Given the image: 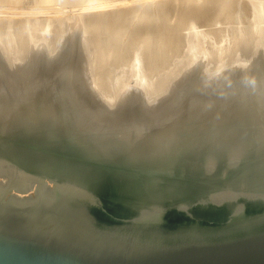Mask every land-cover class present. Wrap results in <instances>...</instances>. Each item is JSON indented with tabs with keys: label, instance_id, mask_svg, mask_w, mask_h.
Wrapping results in <instances>:
<instances>
[{
	"label": "water",
	"instance_id": "obj_1",
	"mask_svg": "<svg viewBox=\"0 0 264 264\" xmlns=\"http://www.w3.org/2000/svg\"><path fill=\"white\" fill-rule=\"evenodd\" d=\"M213 125L188 122L162 147L92 141L56 123L0 129V161L15 171L0 175V264H264V188L253 182L264 166L261 125L229 121L218 133ZM89 162L162 186L115 195ZM245 179L259 189L239 193ZM228 190L239 196L212 199ZM152 196L160 200L146 202Z\"/></svg>",
	"mask_w": 264,
	"mask_h": 264
},
{
	"label": "bare ground",
	"instance_id": "obj_2",
	"mask_svg": "<svg viewBox=\"0 0 264 264\" xmlns=\"http://www.w3.org/2000/svg\"><path fill=\"white\" fill-rule=\"evenodd\" d=\"M48 1V0H46ZM45 1V2H46ZM68 1V4L64 3V5L66 4L67 8H66V11L63 12L65 13V15H67L68 17V23H69V27H68V32L70 34V36H68L67 40H65V49L63 51V54H61L59 57L57 56H53V58H50L49 60H53V61H57L55 62L57 65H61L54 69V72L51 74H48V73H44L43 76L37 74V75H34V72L31 71V70H34V68L32 67H29L28 69H25L22 67L24 66V62H21V58L17 55V52L14 54L15 55H12V58L11 56H9V62L8 60L6 62H8L9 64L11 63V68L7 67L2 59H1V56H0V129L6 127L7 125L9 124H12V123H16V121H18L19 123H22V126H23V129L26 130V131H31V130H34V129H37V130H41L42 128L44 127H48V125H52L53 123H56L58 124V126H60V128L64 131L67 132V135H72V134H68V126L69 125H72V127L70 129H75L76 131H80L82 133H84L85 135H87L89 137V139L91 138L92 141L93 138L96 139V140H120V139H125V141H128V140H135L137 145L139 146L140 144L143 145V144H146L147 143H155V145L160 146L162 147L164 144L161 143L160 141L161 140H169L170 138H173V140L175 138L178 137L179 139V135H181V133L185 132V131H182L183 128H184V125L188 122H190L191 124L194 125V127H196L198 124H202V123H212L214 124L212 128H215V133H218L220 131V127L219 126H222L223 124H229V121H235L237 123H240L241 121H247L248 124L249 123H253L254 122H258L260 123V130L259 132L257 133L258 134V137L259 139L258 140H264V20H262V17L264 16H261L260 13V19L261 21H259V15L256 16V21H259L258 25L256 26V21L254 20V25L255 27L253 29H250V31L248 30V32H246L244 34V36H241L239 38H237L236 40L237 41H241V42H246V45H247V48L248 50H250L246 55V59H241L240 56H236L238 57L236 59V57H233L234 59V62H227L226 65L227 66H223L222 68H219L218 70L217 69H208V65L205 64V61L207 59H209V57H211L212 54H209V53H204V56L201 60V58L199 57V59L196 61H194L192 63V65H190L186 70L183 71V76L186 75L185 77L188 79V82L186 83V85H184V88L182 90V93H177L176 94V97L175 99L172 100V102L170 101L171 99H169V95H167V97L165 96L166 94V90L164 91H155L154 88H153V91H151V88L149 90V87H148V90L146 89V94L143 92L142 94L140 93H137L136 90V87L139 86V85H135V86H131V82L128 81V83H131V84H127V86H124V88H122V93H120V96L119 98L116 97L113 102H109V103H106L108 101V98H105L107 101L106 102H103L104 101V98H103V103L102 102H99L101 100L98 101V97L100 96H97V89L95 88V85H94V82L95 80H93V77H91V74L92 71L94 69H90L89 67V59L87 58V54H84L83 51H85V48L88 46V39H86V30H85V27L88 25H90L91 23H93L92 25H94L95 22H97L98 20H96L99 16L101 17V14H98V10L102 9L101 7V3H100V0L97 1V6L99 4L100 6V9L98 8H94V9H97V10H94V14L95 12L97 13V16L96 19L95 18H92L95 20L94 21H89L91 22L90 24L88 23V20H90V17L88 18V14L86 16V13H83L82 15H84V18H88L85 20L87 22H85L87 25L86 26H83V22L80 18V14L83 12L80 11V8L84 7L83 9H85V5L86 3L84 4L85 0H83V3L81 1L80 3V8H78L77 4H79L78 1L76 0H66ZM76 1V3H75ZM102 1V0H101ZM105 1V0H104ZM103 1V3H105ZM127 1V0H126ZM210 1V0H209ZM208 0H206V2H209ZM214 1V0H213ZM213 1L211 2L212 4H210V2L207 4V6H212L213 4ZM216 1V0H215ZM218 1V0H217ZM221 1V0H220ZM230 1V0H229ZM227 0H224V2H226L225 4H227L229 2ZM244 1H248V0H244ZM256 1V0H255ZM44 2V1H43ZM42 2V3H43ZM58 2V1H57ZM56 2V3H57ZM78 2V3H77ZM87 2V1H86ZM107 2V1H106ZM109 2V1H108ZM112 2V1H111ZM128 2V1H127ZM158 2V1H157ZM189 2V1H188ZM196 2V1H195ZM201 2V1H200ZM206 2L204 1V5L205 6H199L200 8H204V11L203 9H200L198 8V13L197 14H201V17L204 16L205 14V7L208 8L206 6ZM223 2V1H222ZM220 2L222 5L221 6H225L223 5V3ZM246 2L243 4L245 5L244 6V9L245 7L247 6ZM249 4L251 2V0L248 1ZM247 2V3H248ZM258 2V1H257ZM262 2V1H261ZM87 3H90V0H88ZM115 2L113 1V4L112 5H115L114 4ZM122 5H124L123 2H121ZM119 2V5L121 4ZM203 3V1H202ZM253 3V2H252ZM251 3V4H252ZM152 4V3H151ZM159 4V3H158ZM196 4V3H195ZM194 4V5H195ZM246 7V10H249L248 7H251V5H249ZM263 4V3H262ZM44 5V4H43ZM47 5V3H46ZM44 5V6H46ZM57 5V4H56ZM81 5H83L81 7ZM111 5V4H109ZM108 5V6H109ZM111 5V6H112ZM121 5V6H122ZM136 5V4H135ZM172 5V4H171ZM216 5V4H215ZM241 5V6H243ZM254 5V3L252 4ZM258 5V4H257ZM261 5V4H260ZM1 6V5H0ZM107 5H105L106 7ZM126 6V5H125ZM137 6V5H136ZM145 6V5H144ZM152 6V5H150ZM198 6V5H197ZM218 7V5H216ZM241 6H237L239 9ZM256 6V5H255ZM86 7H90V6H87ZM116 7V6H115ZM130 7V6H129ZM153 7V6H152ZM193 7V6H192ZM195 7V6H194ZM214 7V6H213ZM261 7V6H260ZM61 8V7H60ZM92 8V7H91ZM91 8H86L85 10L89 12V10H91ZM160 8V7H159ZM158 8V9H159ZM168 8V7H167ZM216 8V7H215ZM253 8V7H252ZM252 8H250V12L252 10ZM259 8V6H258ZM88 9V10H87ZM157 9V8H156ZM213 10V8L209 7V10ZM222 9V8H220ZM219 9V10H220ZM237 8H235L236 10ZM257 9V6L254 7V10ZM262 9V8H261ZM33 10V9H32ZM63 10V7L62 9ZM134 10V9H133ZM132 10V11H133ZM179 10V9H178ZM184 10V9H183ZM182 10V11H183ZM194 10V9H193ZM193 10H191L192 12L190 11H187V12H190L191 15H192V21L194 20L193 18L196 17H193L194 14H196L197 12V9H195L196 11L193 13ZM212 10L209 12V14L207 13L206 16L202 17V20L203 18L207 17L208 15H211L210 13L212 12ZM238 10V9H237ZM236 10V11H237ZM245 10V12H246ZM35 10H33L34 12ZM56 12H54V14H56L57 16L59 14H61L60 12H58L59 10L57 9V6L55 8ZM85 11V12H86ZM103 13H102V16L103 14H105L104 10H102ZM117 11V10H116ZM129 11V10H128ZM138 11V10H137ZM148 11V9H147ZM201 11V12H200ZM206 11V12H207ZM216 11V10H215ZM231 11V12H230ZM230 11L226 12L227 14L224 15L225 17H227L228 15H230V20L232 19H235V18H232L234 14H232L234 12V9L232 11V9H230ZM239 11H243L242 9H240ZM262 11V10H260ZM59 14H58V13ZM99 12V13H100ZM111 12V10H110ZM120 12V11H119ZM134 12V11H133ZM152 12V11H151ZM184 12V11H183ZM203 12V13H202ZM214 12V11H213ZM220 12V11H219ZM244 12V11H243ZM242 14H247L246 17H249L252 15H249V12L247 13H243ZM255 12V11H254ZM107 13V12H106ZM112 13V12H111ZM115 13V12H114ZM127 13V12H126ZM124 13V14H126ZM136 13V12H135ZM148 13V12H147ZM186 13V12H185ZM189 13V14H190ZM193 13V14H192ZM221 13V12H220ZM230 13V14H229ZM264 13V12H262ZM92 14V13H91ZM117 14V13H115ZM122 14V13H121ZM121 14H120V17H121ZM143 14V12H142ZM151 14V13H150ZM159 14V13H158ZM183 14V13H182ZM187 14V13H186ZM187 14V15H189ZM213 14V13H212ZM219 14L218 12H216L215 16ZM232 14V15H231ZM238 14V13H237ZM239 17L242 18L241 16V13H239ZM258 14V13H257ZM40 15V14H39ZM81 15V16H82ZM112 16V14H110ZM118 15V14H117ZM127 15L129 16H132L130 14L127 13ZM134 15V14H133ZM141 15V14H140ZM150 18L151 16L153 17V15H149L147 14ZM181 15V13H180ZM214 15V14H213ZM220 15V14H219ZM218 15V17H219ZM54 16V15H53ZM90 16H94L93 14L90 15ZM94 16V17H95ZM114 16V14H113ZM125 16V15H124ZM128 16V19L131 20V18H129ZM142 16V15H141ZM183 16V15H182ZM185 14H184V19L186 18H190L189 20H191V16L190 17H186L185 18ZM212 16V15H211ZM210 16V17H211ZM223 15H221L222 17ZM232 16V17H231ZM236 16V14L234 15V17ZM49 17V16H48ZM52 17V16H51ZM83 17V16H82ZM117 17V16H116ZM127 17V16H126ZM125 17V18H126ZM143 17H146L145 13L143 15ZM148 17V19H149ZM199 17V18H197ZM196 20L197 22H195V20L193 22H188V19L185 24H187V26H185L184 22H182L184 19L182 17V21L181 19H179L184 25L182 26V23H180V25L185 28L183 29L184 31L187 30L186 27L189 29H192L193 27L191 25H195L197 26V23L199 22V19L200 16H197ZM217 17V16H216ZM215 17V18H216ZM229 17V16H228ZM239 17L237 18L236 16V19L238 20ZM245 17V16H244ZM50 18V17H49ZM58 18V17H57ZM65 18V17H64ZM107 18V16H106ZM119 18V17H118ZM134 17H132L133 19ZM147 18V17H146ZM161 18V17H160ZM209 18V17H208ZM252 18V17H251ZM45 19V18H43ZM61 19V18H60ZM91 19V20H92ZM100 20V18H98ZM103 19V18H102ZM116 19V18H115ZM121 19V18H120ZM123 19V18H122ZM140 20H142L140 17H139ZM139 19L137 22H139ZM148 19L146 20L145 18L143 20H146L144 21L145 22H148ZM165 19V18H164ZM178 19V18H177ZM214 19V18H212ZM211 19V20H212ZM217 19V18H216ZM215 19V21H216ZM227 19V18H225ZM229 19V18H228ZM227 19V20H228ZM235 19V21H236ZM247 19V18H246ZM253 19V18H252ZM251 19V20H252ZM264 19V18H263ZM46 20V19H45ZM52 20V19H51ZM105 20V18H104ZM118 20V19H117ZM135 20H136V16H135ZM150 20V19H149ZM185 20V21H186ZM206 20V18L204 19ZM220 20V19H217V21ZM242 20H245V19H242ZM50 21V20H49ZM56 21V20H55ZM54 21V22H55ZM101 21L100 20V25L101 24ZM107 21V20H106ZM115 21V20H114ZM113 21V22H114ZM123 22H126V24H124L125 26L127 24H130L128 22L130 21H126L125 20H122ZM133 21V20H132ZM161 21V20H160ZM207 23L208 21L210 20H206ZM226 21V20H225ZM42 22H45V21H42ZM47 22V20H46ZM57 22V21H56ZM99 22H97V28H96V25H95V28L93 27V30H98V27H99ZM105 22V21H104ZM112 22V20H111ZM116 22V21H115ZM119 23V21H117ZM122 22V23H123ZM151 22V21H150ZM157 22V21H156ZM195 22V23H194ZM201 22H205V21H200ZM214 21H212V24H213ZM232 22L234 23V21L232 20ZM62 23V22H61ZM108 23V22H106ZM118 23L116 25H118ZM121 23V22H120ZM133 23V22H132ZM131 23V24H132ZM141 23V21H140ZM139 23V24H140ZM176 23V22H175ZM176 23V24H178ZM189 23H194V24H190V26L188 25ZM231 23V21L229 22ZM244 23V22H243ZM245 23L246 20H245ZM244 23V24H245ZM250 23V22H249ZM114 24L113 27H111L112 25L110 24V22L107 24L109 25L108 27V33H111V29L115 31V33H117V28H116V25ZM143 24V23H142ZM167 24V23H166ZM169 24V23H168ZM171 24V23H170ZM174 24V23H173ZM202 24V23H201ZM201 24H199L201 26ZM215 24H217L215 22ZM232 24V23H231ZM252 24V22H251ZM49 25V24H47ZM56 25V24H54ZM65 25V24H64ZM105 26V24H103ZM106 25V26H107ZM121 24L118 25V27L120 26ZM123 25V26H124ZM136 25V24H134ZM141 25V24H140ZM151 25V24H150ZM155 25V23H154ZM207 25V24H206ZM221 25H224V24H221ZM242 25V24H241ZM240 25V26H241ZM44 26V25H43ZM46 26V25H45ZM62 26V25H61ZM105 26V27H106ZM122 26V25H121ZM120 26V27H121ZM170 26V25H169ZM175 26V25H174ZM185 26V27H184ZM194 26V27H196ZM226 27L227 26V21H226V24H225ZM55 27V26H54ZM102 27V26H101ZM111 27V29H110ZM142 27V26H141ZM140 27V28H141ZM146 27H152V26H146ZM146 27H143L141 30H145ZM168 27V26H167ZM171 27V26H170ZM173 27V26H172ZM180 27V26H179ZM180 27V30L181 28ZM222 27V26H221ZM224 27V26H223ZM229 27H231V25L229 24ZM234 28H236V26H233ZM232 27V28H233ZM244 27V26H243ZM253 27V25H252ZM42 28V27H41ZM44 28V27H43ZM49 28V27H48ZM62 28V27H61ZM87 28V27H86ZM90 28H91V25H90ZM116 28V30H115ZM123 28V27H122ZM139 28V27H138ZM156 27H154V30H155ZM175 28V27H174ZM198 28V27H197ZM233 28V29H234ZM247 29V27H245ZM251 28V27H250ZM38 29V28H37ZM89 29V28H88ZM100 29V28H99ZM110 29V30H109ZM147 29V28H146ZM151 29V28H150ZM171 29V28H170ZM204 29V28H203ZM225 29V27H224ZM36 30V29H35ZM43 30V29H41ZM40 30V31H41ZM61 30V29H60ZM92 30V28L90 29ZM90 30L89 33H90ZM92 30V31H93ZM96 30V31H97ZM101 30V29H100ZM105 30V28H104ZM119 30V29H118ZM123 30V29H122ZM148 30V29H147ZM165 30V28L163 29ZM181 30V32L183 31ZM194 31L193 32H196L195 29H193ZM199 30V29H198ZM197 30V31H198ZM215 30V29H214ZM227 30V29H226ZM239 30V29H238ZM39 31V32H40ZM44 31V30H43ZM42 31V32H43ZM102 31V30H101ZM111 31V32H110ZM114 31L110 34L111 37L112 34L114 33ZM125 31V30H124ZM140 31V30H139ZM169 31V30H168ZM175 31V30H174ZM190 31V30H189ZM219 32L220 31H223V30H218ZM233 31V30H232ZM241 31V30H239ZM63 32V31H62ZM107 32V30H106ZM126 32V31H125ZM131 32V31H130ZM146 32V31H145ZM144 32V33H145ZM187 33L188 30L186 31ZM191 33L189 34H194L192 33V31H190ZM209 32V31H208ZM211 32V31H210ZM234 32V31H233ZM38 33V32H37ZM96 33V32H95ZM100 33V32H99ZM103 33V31L101 32ZM108 33H105V34H108ZM141 33V31H140ZM148 33V32H147ZM146 33V34H147ZM150 33V31H149ZM174 33V32H173ZM187 33L184 35V34H181V35H184V37L187 36L188 37H191V36H188ZM98 35V33H96ZM135 34V33H134ZM151 34V33H150ZM178 34V33H177ZM197 34V33H196ZM206 34V32H205ZM203 34V35H205ZM227 34V33H226ZM239 34V32H238ZM36 35V34H35ZM43 35V34H42ZM101 35V34H100ZM98 35V36H100ZM114 35V34H113ZM153 35V34H152ZM173 35V34H172ZM180 35V36H181ZM202 35V36H203ZM211 35V34H210ZM209 35V36H210ZM240 35V34H239ZM32 36V35H31ZM103 36V35H102ZM104 36H107V35H104ZM117 35H114L113 39H117L116 38ZM141 36V35H140ZM145 36V35H144ZM151 36V35H150ZM149 36V37H150ZM162 36V35H161ZM195 36V35H194ZM217 36V35H216ZM36 37V36H35ZM40 37V36H39ZM67 37V36H66ZM93 37V36H92ZM101 37V36H100ZM99 37V38H100ZM110 40H113L111 39ZM168 37V36H167ZM166 37V38H167ZM183 37V36H181ZM204 37V36H203ZM227 37V36H226ZM232 37V36H231ZM231 37H228V38H231ZM234 37V36H233ZM238 37V36H237ZM20 38V37H19ZM97 38V37H96ZM103 38V37H102ZM143 38V37H142ZM145 38V37H144ZM148 38V37H147ZM151 38V37H150ZM149 38V39H150ZM155 38V37H154ZM161 38V37H160ZM170 38V37H169ZM175 38V37H174ZM186 38V40H187ZM193 38V36H192ZM196 38V37H195ZM235 38V37H234ZM31 39V38H30ZM37 39V37H36ZM105 39V38H104ZM141 39V38H140ZM146 39V38H145ZM163 39V38H162ZM173 39V38H172ZM182 39V38H181ZM198 39H200V37H198ZM214 39V38H213ZM222 39V38H221ZM6 40V39H5ZM8 40V39H7ZM25 40V39H23ZM22 39H20L21 43L23 42ZM50 40V39H49ZM60 40V39H59ZM109 40V39H108ZM132 40V39H131ZM135 40V39H134ZM139 40V39H138ZM153 40V39H152ZM161 39H159L160 41ZM169 40V39H168ZM176 40V39H175ZM180 40V39H179ZM185 40V39H184ZM185 40V41H186ZM197 40V39H196ZM225 40V39H224ZM18 41V42H20ZM98 41V40H97ZM100 41H104V40H100ZM99 41V43H100ZM117 41V40H116ZM148 41V40H147ZM158 41V42H159ZM167 41V40H166ZM177 41V40H176ZM182 41V40H181ZM184 41V42H185ZM187 41H190V40H187ZM204 41V40H203ZM209 41V40H208ZM207 41V42H208ZM222 41V40H221ZM234 41V40H233ZM5 42V41H4ZM108 42H113V41H108ZM107 42V43H108ZM132 42V41H131ZM141 42H146L145 41H142ZM140 42V43H141ZM152 42V41H151ZM162 42V41H161ZM173 43V41H171ZM183 42V43H184ZM192 42V41H191ZM35 43L37 44V53L35 56V58L33 59H29L31 63V65H27V66H32L33 65V62L35 60H45L44 57L47 56V54L44 52V45H45V38L43 36H41V38L36 42L35 40ZM48 43V42H47ZM106 43V44H107ZM170 43V44H172ZM182 43V42H181ZM17 44V43H16ZM20 44V43H19ZM18 44V45H19ZM50 44V43H49ZM102 44V43H101ZM104 44V43H103ZM111 44V43H110ZM113 44V43H112ZM112 44H111V47H112ZM127 44V43H126ZM133 44V43H132ZM134 44H136L134 42ZM152 44V43H151ZM154 44V43H153ZM164 44V43H163ZM168 44V43H167ZM189 44L191 45V43L189 42ZM240 44V43H239ZM5 45V44H4ZM57 45V43H56ZM68 45H69V53H70V57H69V60H68ZM98 45V44H97ZM105 45V44H104ZM122 45V44H121ZM124 45V44H123ZM131 45V44H129ZM137 45V44H136ZM139 45V43H138ZM137 45V51L138 49L140 48L139 46ZM146 45V44H145ZM144 45V46H145ZM148 45V44H147ZM174 44H172V47H173ZM193 45V44H192ZM9 46V44H8ZM7 46V47H8ZM22 46V45H21ZM20 48H22L23 46ZM126 46V45H125ZM141 46H143L141 44ZM150 46V45H149ZM156 46V45H155ZM154 46V47H155ZM160 46V45H158ZM157 46V47H158ZM164 46H166V44H164ZM169 46V45H168ZM167 46V47H168ZM178 46V45H177ZM185 46V45H184ZM184 46H182L184 48ZM197 46V45H196ZM238 46V45H237ZM6 47V48H7ZM19 46H17L18 48ZM100 47V45H99ZM103 47V46H102ZM110 48V46H108ZM114 47H118L117 45L115 46V41H114ZM112 47V48H114ZM121 47V46H120ZM135 48L133 45L131 46V48ZM139 47V48H138ZM161 47V46H160ZM163 47V46H162ZM180 47V46H179ZM178 47V48H179ZM227 47V46H226ZM5 48V49H6ZM19 48V49H20ZM46 48L47 45H46ZM98 48V47H97ZM104 48V47H103ZM107 47H105L106 49ZM119 48V47H118ZM132 48V49H133ZM149 48V47H148ZM176 48V47H175ZM189 48V46H188ZM192 48V47H191ZM30 49V47H29ZM117 48L113 49L112 52H115ZM131 49V50H132ZM150 49V48H149ZM158 49V48H157ZM161 49V48H159ZM168 49V48H167ZM229 49V48H228ZM17 50V49H16ZM22 50H24L22 48ZM33 50V49H32ZM31 50V51H32ZM115 50V51H114ZM119 50V49H118ZM124 50V49H123ZM127 50V49H126ZM130 50V51H131ZM154 50V49H152ZM151 50V51H152ZM170 50V48H169ZM168 50V51H169ZM184 50V49H183ZM190 50V49H189ZM223 50V49H222ZM239 50V49H238ZM18 51V50H17ZM21 51V50H20ZM105 52V50L103 49L102 52ZM133 51V50H132ZM150 51V50H149ZM148 51V52H149ZM161 51V50H160ZM166 51V50H164ZM175 51V50H174ZM173 51V52H174ZM177 51V50H176ZM186 51V49H185ZM184 51V52H185ZM8 52V51H7ZM25 52V51H24ZM81 53L80 57L77 56V53ZM99 52V51H98ZM101 52V53H102ZM111 52V50H110ZM111 52V53H112ZM128 52V50H127ZM136 50H134L133 55L135 54ZM139 52V51H138ZM136 52V54L138 53ZM146 52V51H145ZM155 52V51H154ZM172 52V50L170 51V53ZM172 52V53H173ZM192 52V51H191ZM197 52V51H196ZM243 52V51H242ZM9 53V52H8ZM19 53V52H18ZM34 53V52H33ZM117 53V52H116ZM125 53V52H124ZM130 53V52H128ZM142 53V52H141ZM150 53V52H149ZM149 53H148V56H149ZM161 53V52H160ZM159 53V54H160ZM163 53V52H162ZM166 54V52H164ZM175 53V52H174ZM199 53V52H198ZM104 54V53H103ZM107 54V53H106ZM106 54L102 55L103 57H106L108 58V56H106ZM113 54V53H112ZM121 54V53H120ZM131 54V53H130ZM147 54V53H146ZM169 54V53H168ZM167 54V55H168ZM185 54V53H184ZM233 54V53H231ZM8 55V54H7ZM20 55V54H19ZM115 56H117L119 58V56L117 54H114ZM113 55V57H114ZM157 56L158 54L156 53H153V57L151 58L152 61H153V58H156L154 57ZM164 54H162L163 56ZM180 55V53H179ZM178 55V57H179ZM188 55V54H187ZM197 55V54H196ZM90 56V55H89ZM125 56V55H124ZM132 56V55H130ZM136 56V55H135ZM152 56V54L150 55ZM149 56V58H150ZM177 56V55H175ZM185 56V55H184ZM8 57V56H7ZM6 58H3V59H7ZM48 57V56H47ZM102 57V58H103ZM111 59H114L112 58L111 56H109ZM122 57V55H121ZM137 57H138V54H137ZM136 57V58H137ZM166 57V56H165ZM183 56H181L182 58ZM251 57V58H250ZM105 58V59H106ZM116 58V57H115ZM123 58V57H122ZM128 58V56L126 57ZM124 58V59H126ZM134 56H132L129 60L130 61V64L132 65L133 62L132 61H135ZM148 58V59H149ZM157 58H159L157 56ZM170 58V57H169ZM168 58V59H169ZM173 58H174V55H173ZM171 58V59H173ZM177 58V57H175ZM174 58V59H175ZM198 58V57H197ZM76 59V60H75ZM98 59V58H97ZM104 59V58H103ZM117 59V58H116ZM121 59V58H120ZM139 59V58H138ZM141 59V58H140ZM150 59V60H151ZM160 59V58H159ZM162 59V58H161ZM165 59V58H164ZM178 59V58H177ZM222 59V58H221ZM251 61H250V60ZM101 60V59H100ZM108 60V59H107ZM110 60V59H109ZM115 60V59H114ZM119 60V59H117ZM116 60V61H117ZM122 60V59H121ZM144 60V59H143ZM142 60V62H143ZM155 60V59H154ZM158 60V59H157ZM163 60V59H162ZM161 60V61H162ZM180 60V59H178ZM188 60V59H187ZM186 60V61H187ZM204 60V61H203ZM225 60V59H224ZM20 61V62H19ZM46 61V60H45ZM74 61V63H73ZM94 60L91 61V63L93 62ZM103 62V60H101ZM105 61V60H104ZM120 61V60H119ZM151 61V62H152ZM156 61V60H155ZM167 61V60H166ZM174 61V60H173ZM185 61V60H184ZM216 61V60H215ZM107 62V61H106ZM106 62H104L103 64H106ZM115 62V61H114ZM150 62V64H151ZM163 62V61H162ZM181 62V61H180ZM179 62V63H180ZM99 63V62H98ZM108 63V62H107ZM126 63V62H125ZM156 63V62H155ZM182 63V62H181ZM249 63V64H248ZM36 64V62L34 63V65ZM46 64V63H45ZM93 64V63H92ZM91 64V65H92ZM109 64V63H108ZM114 64V63H113ZM112 64V65H113ZM115 64H117V62H115ZM114 64V65H115ZM120 63L118 62L117 64V67ZM129 64V63H128ZM149 64V63H148ZM158 64V62H157ZM164 64V63H163ZM171 64H172V61H171ZM175 64L176 61H175ZM56 65V66H57ZM107 65V64H106ZM122 65V64H121ZM127 65V64H126ZM130 65V66H131ZM134 65V64H133ZM132 65V66H133ZM136 65V64H135ZM161 67H162V64H159ZM166 65V64H164ZM173 65V64H172ZM178 65V64H177ZM187 65V64H186ZM222 65V64H221ZM109 66V65H108ZM125 66V65H124ZM129 65L127 67H130ZM149 66V65H148ZM152 66V65H151ZM158 66V65H157ZM170 66V65H169ZM168 66V67H169ZM182 66V65H181ZM110 67H111V63H110ZM109 67V68H110ZM126 67V66H125ZM126 67V68H127ZM153 67V66H152ZM116 68V67H114ZM123 67H121L122 69ZM132 68V67H131ZM151 68V67H150ZM166 68V66H165ZM164 68V69H165ZM178 68V67H177ZM183 68V67H182ZM99 69V68H98ZM105 69V68H104ZM113 69V68H112ZM120 69V68H119ZM120 69V71H121ZM130 69V68H129ZM128 69V70H129ZM133 69V68H132ZM137 69H138V66H137ZM140 69V68H139ZM158 69H160L158 67ZM181 69V68H179ZM118 70V69H117ZM150 70V69H149ZM155 70V68H154ZM153 70V71H154ZM24 71H28L26 73H24ZM35 71V70H34ZM37 71V70H36ZM50 71V69H49ZM98 71V70H97ZM116 71V70H114ZM123 71V70H122ZM121 71V72H122ZM126 71V70H124ZM138 71V70H137ZM145 71V70H144ZM94 72V71H93ZM96 72V70H95ZM106 72H107V69H106ZM109 72V71H108ZM119 72V71H118ZM117 72V73H118ZM128 72V71H127ZM132 72V71H131ZM152 72V71H151ZM157 72V71H156ZM91 73V74H90ZM99 73V71L97 72ZM114 73V72H113ZM112 73V74H113ZM125 73V72H124ZM136 73V72H135ZM134 73V74H135ZM150 73V72H149ZM104 74V73H103ZM110 74V73H109ZM111 74V76H112ZM126 74V73H125ZM131 74V73H130ZM129 74V75H130ZM138 74H140V72H138ZM172 74V73H171ZM99 75V74H98ZM101 75V73H100ZM107 75V74H105ZM144 75V73H143ZM167 75V74H166ZM169 75V74H168ZM179 75V73H178ZM181 75V74H180ZM97 76V75H96ZM104 76V75H103ZM102 76V77H103ZM109 76V75H108ZM111 76H109L111 78ZM118 76V75H117ZM120 76V75H119ZM119 76H118V79H119ZM124 76V75H123ZM132 76V75H130ZM137 75H135L134 78H136ZM159 76V74H158ZM165 76V75H164ZM163 76V77H164ZM174 76V75H173ZM172 76V77H173ZM108 77V78H109ZM113 77V76H112ZM125 77V76H124ZM123 77V78H124ZM156 77V76H155ZM160 77V76H159ZM158 77V78H159ZM162 77V78H163ZM168 77V76H167ZM171 77V76H170ZM176 77V76H175ZM108 78H105L107 79V83L109 82L108 81ZM121 78V77H120ZM127 78V77H126ZM130 78V77H129ZM126 79L127 80H129ZM133 78V80H134ZM148 78H151L148 76ZM97 80V78H95ZM116 79V77H115ZM114 79V80H115ZM131 79V78H130ZM137 79V78H136ZM164 79V78H163ZM162 79V80H163ZM124 80V79H123ZM152 80V79H151ZM161 80V81H162ZM170 80V78H169ZM99 81V80H98ZM112 81H113V78H112ZM118 81V80H115V82ZM149 81V80H148ZM160 81V82H161ZM180 81V80H179ZM105 82V81H104ZM114 82V83H115ZM122 82V81H121ZM143 82V81H142ZM152 82V81H151ZM166 82H167V78H166ZM96 83H98L96 81ZM107 83L105 85H107ZM112 85H113V82H111ZM110 83V85H111ZM120 83V82H119ZM117 83V84H119ZM135 83V82H134ZM145 83V82H144ZM159 83V82H158ZM165 83V82H164ZM170 83V82H169ZM121 84V83H120ZM139 84V83H138ZM143 84V83H142ZM153 84V83H152ZM167 84V83H166ZM174 84V83H172ZM109 85V84H108ZM133 85V84H132ZM149 85H151V83H149ZM164 85V84H163ZM97 86V84H96ZM103 86V85H102ZM118 86V85H117ZM143 86V85H142ZM170 86V85H169ZM98 87V86H97ZM99 87H100V83H99ZM98 87V88H99ZM108 87V86H106ZM113 87V86H112ZM120 87V86H119ZM118 87V88H119ZM155 87V86H154ZM172 87V86H171ZM104 88V87H103ZM116 88V89H118ZM157 88V87H155ZM163 88V87H162ZM100 89V88H99ZM102 89V88H101ZM105 89V88H104ZM114 89H115V86H114ZM120 89V88H119ZM106 90V89H105ZM121 90V89H120ZM140 90V89H139ZM158 90V88H157ZM173 90V89H172ZM116 91V90H115ZM119 91V90H118ZM101 92V91H100ZM106 92V91H105ZM108 94L110 93V89L109 91H107ZM106 92V94H107ZM113 92V91H112ZM111 92V93H112ZM180 92V91H179ZM119 93V92H118ZM113 96L115 97V94L117 93H112ZM122 94V95H121ZM169 94V93H168ZM173 94V92H172ZM101 95V94H99ZM165 96L164 97V101H160L158 102L157 104L158 105H154L151 103L150 99L151 98H154V97H159V96ZM102 96V95H101ZM110 96V95H109ZM111 96V97H113ZM117 96V95H116ZM161 96V98H162ZM149 99V100H148ZM110 100V99H109ZM154 102V101H153ZM183 127V128H182ZM224 128H226L224 126ZM229 129V128H228ZM232 130H228V132H230ZM70 132V131H69ZM71 133V132H70ZM87 137V138H88ZM101 138V139H100ZM159 140V142H158ZM96 144H99V143H96ZM152 144H149V146H153ZM154 145V146H155ZM147 146V147H149ZM251 150V149H250ZM236 151V153L234 155H237V150L234 149V152ZM14 168H12L9 164H5L3 162L0 161V175L2 176H5V175H8L10 176L11 174H14L13 171ZM246 172V171H245ZM257 177H259L257 181H253V182H256V183H259L258 186H263L261 188H264V166H260L258 165V168H257ZM261 173L263 174L261 176ZM243 174V173H242ZM256 174V173H254ZM245 175V178H247V175ZM254 180V179H253ZM235 182H232V185L234 184ZM244 183V184H243ZM235 184H238L235 188H237V190H242L244 189L242 192H239V193H245L246 192H249L251 190V188H254V189H259L257 186H254V185H250L248 183V181L245 179V181H240V182H236ZM246 184V185H245ZM234 188V187H233ZM241 188V189H240ZM232 190H228L226 192H217L215 193V195H213V200H223V199H231L233 198L234 196H239V193H233L231 192ZM148 201L146 202H150V201H153V202H158L160 200V198H158L157 196H152V198H148L146 199ZM156 206V205H154Z\"/></svg>",
	"mask_w": 264,
	"mask_h": 264
},
{
	"label": "rangeland",
	"instance_id": "obj_3",
	"mask_svg": "<svg viewBox=\"0 0 264 264\" xmlns=\"http://www.w3.org/2000/svg\"><path fill=\"white\" fill-rule=\"evenodd\" d=\"M44 1V2H43ZM46 0H0V56H1V59H2V61H3V63L7 66V67H9V68H11V63L9 64L8 62H9V56H11V58H12V55H15L16 56V54H14V52L16 53L17 52V55L21 58V62H24V66L22 67V69L23 68H25V69H28L29 67H32V68H34V70H31V71H33L34 72V75H37V74H39V75H41V76H43L44 75V73L46 74V73H48V74H52L53 72H54V69H56V68H58L60 65H61V63H60V65H57L55 62H57V61H53V60H49L50 58H53V56H60L61 54H63V51L64 50H66L65 49V46H66V42H65V40H67V38H68V36H70V34H69V32H68V27H69V23H68V17H67V15H65V13H63V12H65L66 11V4H68V1H66V0H48V1H46ZM58 1V2H57ZM76 1H78L79 2V4H77V6H78V8H80L79 6H80V3H81V1H82V3H83V0H76ZM76 1H75V3H76ZM88 2V0H85V2H84V4L86 3V5L87 6H90V7H86V5H85V9L86 8H91V10H89V12L88 11H86L85 9H83L84 7H82L83 5H81V7L82 8H80V11H82L83 10V12L80 14V18H81V20H82V22H83V26H86L88 23L90 24L91 22H89V21H94L95 22V20L94 19H92V18H95L96 19V17L97 16H99V15H97V13L95 12V14H94V11L92 10V9H94V8H99L100 9V6H99V4H98V6H97V1H99V0H90V3H87ZM103 1L104 0H100V3H101V6H103V7H101L102 9H100L101 10V12L103 13V11L102 10H104V11H106V12H104L105 14H103V16H102V13L100 12V10H98V14H101V17L99 16L98 18H100V20H102L101 21V24L103 23V24H105V26L110 22V24L112 25L111 27H113L114 26V24L116 23H118L117 21H119V23H118V25L119 24H121L119 27H118V25H116V28H117V33H115V31L114 30H112L111 29V27H110V29H111V31L113 32L114 31V35H117L116 36V38L117 39H113V37H114V35L112 34V36L113 37H111V33H108L109 31H108V27H109V25H107L106 27L102 24V25H100V20L97 18L96 20H98L97 22H99V27H98V30L96 31V30H93V27L95 28V25L97 24V22H95L94 23V25H92L93 23H91L90 25H91V28H92V30H90L91 28H90V25L88 26H86L85 27V30H86V39H88V41H89V43H88V46L85 48V51H83L84 52V54H87V55H85V56H87V58L89 59V67H90V69L92 68V69H94L93 71H92V73L93 74H91V77L92 76H94L93 77V80H95V81H93L94 82V85H95V88L97 89V96H100V97H98V101L99 100H101V101H99V102H102L103 101V98H104V101L103 102H106L107 100L105 99V98H107V97H109L108 98V101L106 102V103H109V102H113V100L116 98V97H118L119 98V96H120V93H122V88H124V86H127V84L129 85V84H131L132 82V84H131V86H135V85H139V86H137L136 87V89H138V90H136V92L137 93H139V95H140V93L142 94L144 91H146V89L148 90V87H149V90H150V88H151V91H153V88H154V90L155 91H164V90H166V93H164V94H166L165 96L167 97V95H169V99H171L170 101L172 102V100L173 99H175V97H176V94L177 93H182V90H183V88H184V85H186V83L188 82V79L185 77L186 75H184L183 76V71L184 70H186L190 65H192V63L194 62V61H196V59L198 60L199 59V57L201 58V60H202V58H203V56H204V53H209V54H212L211 55V57H209V59H207L206 61H205V64H207L208 66V69H219V68H222L223 66H227L226 65V63L227 62H229V61H231V62H234V58L233 57H236V56H240L241 57V59H246V57H247V53L250 51V50H248V48H247V45H246V42H241V41H237L236 39L237 38H239V37H241V36H244V34L246 33V32H248V30L250 31V29H253L254 27H255V23H256V26L259 24L258 22L259 21H261V19H260V15L261 16H263L264 15V13H262V12H264V0H251V2H250V4H249V0L246 2V1H244V0H228L229 2L227 3V4H225L226 2H227V0H226V2H224V0H210L211 2L213 1V3H215L216 5H218V7L215 5V4H213L212 6H210V4H212L209 0V2H210V4H209V6H207V4L209 3V2H206V0H105L104 2L105 3H103ZM107 1V2H106ZM109 1V2H108ZM112 1V2H111ZM113 1L115 2L114 4L115 5H112L113 4ZM158 1V2H157ZM189 1V2H188ZM196 1V2H195ZM201 1V2H200ZM202 1H203V3H202ZM204 1L206 2V6L208 7V8H206L205 7V9H206V11L209 9V7H211V8H213V10H212V12L210 13L211 15H208L207 17H205L206 18V20L208 19V20H210V21H208V23H207V21L206 20H204L205 18H203V20H202V17H204V16H206V14L208 13L209 14V12L211 11V10H209V11H205V15L204 16H202L201 17V14L199 13V14H197L198 13V8H200L202 5L203 6H205L204 5ZM224 3H223V2ZM258 1V2H257ZM262 1V2H261ZM43 2V3H42ZM57 2V3H56ZM77 2V3H78ZM119 2L121 3V2H123L124 3V5H122V3L119 5ZM220 2H222L223 3V5H225L224 7L223 6H221L222 4L220 3ZM246 2V4H247V6H248V4L249 5H251V7H248V9L250 10V8H252V10H251V12L249 11V10H246V7H245V9H244V6L245 5H243L244 3ZM254 3V5H252L253 3ZM46 3H47V5H46ZM64 3H66L65 5H64ZM81 3V4H82ZM152 3V4H151ZM159 3V4H158ZM196 3V4H195ZM243 3V4H242ZM252 3V4H251ZM263 3V4H262ZM46 5V6H44V5ZM57 4V5H56ZM103 4V5H102ZM109 4H111V5H109ZM137 6H136V5ZM172 4V5H171ZM195 4V5H194ZM258 4V5H257ZM261 4V5H260ZM105 5H107L106 7H105ZM109 5V6H108ZM122 5V6H121ZM126 5V6H125ZM145 5V6H144ZM150 5H152V6H150ZM198 5V6H197ZM241 5H243V6H241ZM257 6V9H255L254 10V7H256ZM56 6H57V9L59 10L58 12H60L61 14H59L58 12V16L56 15V14H54V12H56V11H54L55 10V8H56ZM116 6V7H115ZM130 6V7H129ZM193 6V7H192ZM195 6V7H194ZM200 6V7H199ZM214 6V7H213ZM239 6H241L240 7V9H242L244 12H245V10H246V12L245 13H247V12H249V15H251V13H252V15L249 17V19H248V17H246V15H248V13L245 15V14H242V12L241 11H239L240 9L238 8ZM258 6H259V8H258ZM261 6V7H260ZM61 7V8H60ZM62 7H63V10H61L62 9ZM66 7V8H65ZM160 7V8H159ZM168 7V8H167ZM198 7V8H197ZM216 7V8H215ZM157 8V9H156ZM159 8V9H158ZM220 8H222V9H220ZM235 8H237L236 10H235ZM262 8V9H261ZM35 10L34 12H33V10ZM97 9H94V10H97ZM134 9V10H133ZM147 9H148V11H147ZM179 9V10H178ZM184 9V10H183ZM194 9V10H193ZM195 9H197V12H196V14H194L193 15V17H195V15H196V17L197 16H200V18L201 19H199V22L197 23V26H196V24L195 25H191L193 28L192 29H188L187 27H186V29L188 30V32L189 33H191L190 31H192V33H194V34H189V33H187L186 31L187 30H183V29H185V28H183L182 26L185 24V22L186 23H188V22H193L194 20H195V22H197L196 20H198V19H196V17L195 18H193L194 20L192 21V15H191V13L190 12H192L191 10H193V13L196 11ZM200 9H203V11H204V8L202 7V8H200ZM220 9V10H219ZM230 9H232V11H233V9H234V12L232 13V14H236V16H237V18L239 17V13H241V16H242V18L241 17H239V19L237 20L236 19V16L234 17V15H232L231 17L232 18H235L236 19V21H235V19H232L233 21H234V23L232 22V20H230V15H228L227 17H225L224 15H226L227 13L226 12H228V11H230ZM88 10V9H87ZM110 10H111V12H110ZM117 10V11H116ZM129 10V11H128ZM134 12H133V11ZM138 10V11H137ZM184 12H183V11ZM190 11V12H187V11ZM216 10V11H215ZM260 10H262V11H260ZM86 11V12H85ZM120 11V12H119ZM152 11V12H151ZM214 11V12H213ZM221 13H220V12ZM255 11V12H254ZM100 12V13H99ZM117 13V14H115V13ZM128 14H130V15H132V16H129V15H127V13ZM136 12V13H135ZM142 12H143V14H142ZM148 12V13H147ZM187 14H189L190 16H191V20H189L190 18H186V17H190L189 15H187ZM201 12V11H200ZM216 12H218L219 14H217L216 16H215V14H216ZM231 12V11H230ZM243 12V13H244ZM83 13H86V16H87V14H88V18L90 17V20H88V23L86 24L85 22H87L86 20H85V18H84V15H82ZM95 16V15H97V16H90V15H92V14ZM122 13V14H121ZM124 13H126V14H124ZM144 13H145V15H146V17H143V15H144ZM151 13V14H150ZM159 13V14H158ZM180 13H181V15H180ZM183 13V14H182ZM192 13V14H193ZM203 13V12H202ZM214 15H213V14ZM238 13V14H237ZM258 13V14H257ZM259 13H260V15H259ZM40 14V15H39ZM110 14H112V16L110 15ZM113 14H114V16H113ZM120 14H121V17H120ZM134 14V15H133ZM142 16H141V15ZM147 14H149L150 16L151 15H153V17L151 16V18L147 15ZM184 14L186 15L185 16V18L186 19H188V22H187V20L186 19H184ZM230 14V13H229ZM54 15V16H53ZM83 17H82V16ZM125 15V16H124ZM183 15V16H182ZM218 15H219V17H218ZM221 15H223L222 17H221ZM257 15H259V16H257ZM50 18H49V17ZM52 16V17H51ZM106 16H107V18H106ZM117 16V17H116ZM127 16V17H126ZM128 16H129V18H131V20L130 19H128ZM135 16H136V20H135ZM211 16V17H210ZM245 16V17H244ZM256 16L257 17H259V21H256V19H258V18H256ZM58 17V18H57ZM65 17V18H64ZM119 17V18H118ZM126 17V18H125ZM132 17H134L133 19H132ZM139 17L142 19H148V17H149V19H148V22H145L144 23V21H146V20H140L139 19ZM161 17V18H160ZM182 17H183V19H182ZM209 17V18H208ZM220 19V20H218L217 21V19ZM253 19H252V18ZM43 18H45L46 20H47V22H46V20L45 19H43ZM61 18V19H60ZM88 18H86V19H88ZM103 18V19H102ZM104 18H105V20H104ZM116 18V19H115ZM121 18V19H120ZM123 18V19H122ZM165 18V19H164ZM178 18V19H177ZM197 18H199V17H197ZM212 18H214V19H212ZM225 18H229L228 20L227 19H225ZM247 18V19H246ZM264 18V16L262 17V20H264L263 19ZM52 19V20H51ZM92 19V20H91ZM118 19V20H117ZM126 19V21L128 22V21H130V22H128V23H130V24H127L126 26L124 25V24H126V22H123L122 20H125ZM138 19H139V22H137L138 21ZM179 19H181V21L182 22H184V24L179 20ZM212 19V20H211ZM215 19H216V21H215ZM242 19H245L246 20V22L247 23H245V20H242ZM252 19V20H251ZM50 20V21H49ZM57 22H56V21ZM107 20V21H106ZM111 20H112V22H111ZM116 22H115V21ZM133 20V21H132ZM161 20V21H160ZM186 20V21H185ZM227 21V26L228 27H226L225 26V24H226V21ZM254 20L256 21L255 23H254ZM42 21H45V22H42ZM55 21V22H54ZM105 21V22H104ZM114 21V22H113ZM140 21H141V23H140ZM151 21V22H150ZM157 21V22H156ZM200 21H205V22H201L200 23ZM212 21H214L213 22V24H212ZM231 21V23H229ZM62 22V23H61ZM106 22H108V23H106ZM121 22V23H120ZM123 22V23H122ZM133 22V23H132ZM178 23V22H180V23H182V26L180 25V23H178V24H176V23ZM194 22V23H195ZM215 22L217 23V24H215ZM245 24H244V23ZM250 22V23H249ZM251 22H252V24H251ZM132 23V24H131ZM141 25H140V24ZM143 23V24H142ZM154 23H155V25H154ZM167 23V24H166ZM169 23V24H168ZM171 23V24H170ZM174 23V24H173ZM194 23H189L188 25L190 26V24H194ZM47 24H49V25H47ZM54 24H56V25H54ZM65 24V25H64ZM134 24H136V25H134ZM151 24V25H150ZM199 24H201V26L199 25ZM207 24V25H206ZM221 24H224V25H221ZM229 24L231 25V27H229ZM242 24V25H241ZM44 25V26H43ZM46 25V26H45ZM62 25V26H61ZM124 25V26H123ZM152 26V27H146V26ZM171 27H170V26ZM175 25V26H174ZM241 25V26H240ZM252 25H253V27H252ZM55 26V27H54ZM102 26V27H101ZM142 26V27H141ZM168 26V27H167ZM173 26V27H172ZM182 27L181 28V30H183L182 32H181V30H180V27ZM185 26H187V24H185ZM184 26V27H185ZM190 26V27H191ZM194 26H196V27H194ZM222 26V27H221ZM225 27V29H224V27ZM233 26H236V28H234ZM244 26V27H243ZM42 27V28H41ZM44 27V28H43ZM49 27V28H48ZM62 27V28H61ZM123 27V28H122ZM139 27V28H138ZM141 27V28H140ZM143 27H146L145 28V30H141ZM154 27H156L155 28V30H154ZM175 27V28H174ZM198 27V28H197ZM234 29H233V28ZM245 27H247V29L245 28ZM251 27V28H250ZM38 28V29H37ZM89 28V29H88ZM96 28H97V25H96ZM103 31V33H101L102 31L100 30V29ZM104 28H105V30H104ZM116 28H115V30H116ZM151 28V29H150ZM165 28V30H163ZM171 28V29H170ZM204 28V29H203ZM36 29V30H35ZM41 29H43V30H41ZM61 29V30H60ZM109 29V30H110ZM119 29V30H118ZM123 29V30H122ZM193 29H195V31L196 32H193L194 30ZM199 29V30H198ZM215 29V30H214ZM227 29V30H226ZM241 30V31H239V30ZM41 30V31H40ZM88 30H90V33H89V31ZM106 30H107V32H106ZM126 32H125V31ZM141 31V33H140V31ZM169 30V31H168ZM175 30V31H174ZM190 30V31H189ZM198 30V31H197ZM218 30H223V31H218ZM234 32H233V31ZM40 31V32H39ZM43 31V32H42ZM63 31V32H62ZM131 31V32H130ZM146 31V32H145ZM149 31H150V33H149ZM209 31V32H208ZM211 31V32H210ZM38 32V33H37ZM98 33V35H100V36H98L96 33ZM100 32V33H99ZM145 32V33H144ZM148 32V33H147ZM174 32V33H173ZM205 32H206V34H205ZM238 32H239V34H238ZM105 33H108V34H105ZM135 33V34H134ZM147 33V34H146ZM178 33V34H177ZM187 33V35L188 36H191V37H188L187 38V36L186 37H184V35ZM197 33V34H196ZM227 33V34H226ZM36 34V35H35ZM43 34V35H42ZM153 34V35H152ZM173 34V35H172ZM181 34H184V35H181ZM203 34H205V35H203ZM211 34V35H210ZM32 35V36H31ZM103 35V36H102ZM104 35H107V36H104ZM141 35V36H140ZM145 35V36H144ZM151 35V36H150ZM162 35V36H161ZM183 36V37H181V36ZM195 35V36H194ZM204 37H203V36ZM210 35V36H209ZM217 35V36H216ZM37 37V39H36V37ZM40 36V37H39ZM41 36H43L44 38H45V45H44V47H45V49H44V52L47 54V56L46 57H44L45 58V60H35L34 62H33V65L32 66H27V65H31V63L32 62H30L29 61V59H33V58H35V56L34 55H36V53H37V44L35 43V40H36V42L41 38ZM67 36V37H66ZM93 36V37H92ZM151 38H150V37ZM168 36V37H167ZM192 36H193V38H192ZM227 36V37H226ZM232 36V37H231ZM235 38H234V37ZM238 36V37H237ZM20 37V38H19ZM97 37V38H96ZM100 37V38H99ZM103 37V38H102ZM109 37H111V39H113V40H110V38ZM143 37V38H142ZM146 39H145V38ZM148 37V38H147ZM155 37V38H154ZM161 37V38H160ZM167 37V38H166ZM170 37V38H169ZM175 37V38H174ZM196 37V38H195ZM198 37H200V39H198ZM228 37H231V38H228ZM31 38V39H30ZM105 38V39H104ZM115 38V37H114ZM141 38V39H140ZM150 38V39H149ZM163 38V39H162ZM173 38V39H172ZM182 38V39H181ZM186 38H187V40H190V41H187L186 40ZM214 38V39H213ZM222 38V39H221ZM6 39V40H5ZM8 39V40H7ZM20 39H25V40H23V42L21 43V41H20ZM50 39V40H49ZM60 39V40H59ZM109 39V40H108ZM132 39V40H131ZM135 39V40H134ZM139 39V40H138ZM153 39V40H152ZM159 39H161L160 41H159ZM169 39V40H168ZM177 41H176V40ZM180 39V40H179ZM186 41H185V40ZM197 39V40H196ZM225 39V40H224ZM98 40V41H97ZM100 40H104V41H100ZM117 40V41H116ZM141 40L142 41H145L146 40V42H141ZM148 40V41H147ZM167 40V41H166ZM182 40V41H181ZM204 40V41H203ZM209 40V41H208ZM222 40V41H221ZM234 40V41H233ZM5 41V42H4ZM18 41H20V42H18ZM99 41H100V43H99ZM108 41H113V42H108ZM114 41H115V46L117 45L118 47H114ZM132 41V42H131ZM152 41V42H151ZM159 41V42H158ZM162 41V42H161ZM171 41H173V43L171 42ZM185 41V42H184ZM192 41V42H191ZM208 41V42H207ZM48 42V43H47ZM108 42V43H107ZM134 42L138 45V43H139V49H138V51H137V45L136 44H134ZM141 42V43H140ZM182 42V43H181ZM184 42V43H183ZM189 42L191 43V45L189 44ZM17 43V44H16ZM20 43V44H19ZM50 43V44H49ZM56 43H57V45H56ZM102 43V44H101ZM105 45H104V44ZM107 43V44H106ZM112 44V47H114V48H112L111 47V44ZM127 43V44H126ZM133 43V44H132ZM152 43V44H151ZM154 43V44H153ZM166 44V46H164V44ZM168 43V44H167ZM170 43H172V44H174L173 45V47H172V44H170ZM240 43V44H239ZM5 44V45H4ZM8 44H9V46H8ZM19 44V45H18ZM23 44H24V46H23ZM98 44V45H97ZM122 44V45H121ZM124 44V45H123ZM129 44H131V45H129ZM141 44L143 45V46H141ZM146 44V45H145ZM148 44V45H147ZM193 44V45H192ZM23 47H22V46ZM46 45H47V47L48 48H46ZM99 45H100V47H99ZM126 45V46H125ZM136 46L135 48H131V46ZM145 45V46H144ZM150 45V46H149ZM156 45V46H155ZM158 45H160V46H158ZM169 45V46H168ZM178 45V46H177ZM185 45V46H184ZM197 45V46H196ZM238 45V46H237ZM8 46V47H7ZM17 46H19L18 48H17ZM20 46L24 49V50H22V48H20ZM104 48H103V47ZM108 46H110V48L108 47ZM121 46V47H120ZM155 46V47H154ZM158 46V47H157ZM163 46V47H162ZM168 46V47H167ZM180 46V47H179ZM182 46H184V48L182 47ZM188 46H189V48H188ZM227 46V47H226ZM7 47V48H6ZM29 47H30V49H29ZM98 47V48H97ZM105 47H107L106 49H105ZM150 49H149V48ZM176 47V48H175ZM179 47V48H178ZM192 47V48H191ZM6 48V49H5ZM20 48V49H19ZM115 48H117L116 49V51L115 52H112L113 51V49H115ZM158 48V49H157ZM159 48H161V49H159ZM168 48V49H167ZM169 48H170V50H169ZM229 48V49H228ZM18 51H17V50ZM33 49V50H32ZM105 50V52L103 51L102 52V50ZM119 49V50H118ZM124 49V50H123ZM128 50V52H130V53H128L127 52V50ZM133 51H132V50ZM152 49H154V50H152ZM184 49V50H183ZM185 49H186V51H185ZM190 49V50H189ZM223 49V50H222ZM239 49V50H238ZM21 50V51H20ZM32 50V51H31ZM110 50H111V52L113 53H111L110 52ZM131 50V51H130ZM134 50H136V52H138L137 54H138V57H137V54H136V52H135V54L133 55V53L132 52H134ZM150 50V51H149ZM152 50V51H151ZM161 50V51H160ZM164 50H166V51H164ZM169 50V51H168ZM172 50V52L170 53V51ZM177 50V51H176ZM9 53H8V52ZM25 51V52H24ZM69 51H70V49H69V45H68V60H69V57H70V53H69ZM99 51V52H98ZM146 51V52H145ZM150 53H149V52ZM155 51V52H154ZM185 51V52H184ZM192 51V52H191ZM197 51V52H196ZM243 51V52H242ZM12 52V53H11ZM19 52V53H18ZM34 52V53H33ZM102 52V53H101ZM117 52V53H116ZM125 52V53H124ZM142 52V53H141ZM161 52V53H160ZM163 52V53H162ZM164 52H166V54L164 53ZM199 52V53H198ZM12 55H11V54ZM82 53V52H81ZM80 52L79 53H77V56H81L80 54H81ZM106 54V56H108V58H106V57H103L102 55H104V54ZM121 53V54H120ZM147 53V54H146ZM148 53H149V56L152 54V56H150V58H149V56H148ZM153 53H157L158 55V57L160 58H157V56H155L154 55V57H156V58H153V61H152V57H153ZM160 53V54H159ZM169 53V54H168ZM179 53H180V55H179ZM185 53V54H184ZM231 53H233V54H231ZM8 54V55H7ZM20 54V55H19ZM114 54H117L118 56H119V58L117 57V56H115ZM162 54H164L163 56H162ZM168 54V55H167ZM188 54V55H187ZM197 54V55H196ZM247 54V55H246ZM90 55V56H89ZM113 55H114V57H113ZM121 55H122V57H121ZM125 55V56H124ZM130 55H132V56H134V58H136L135 59V61H132L133 62V66L130 64V61L131 60H129L132 56H130ZM136 55V56H135ZM173 55H174V58L175 57H177L178 59H180V60H178L177 58H173ZM175 55H177V56H175ZM178 55H179V57H178ZM185 55V56H184ZM8 56V57H7ZM109 56H111L112 58H114V59H111ZM128 56V58H126ZM166 56V57H165ZM181 56H183L182 58H181ZM233 56V57H232ZM7 57V59L5 60V59H3V58H6ZM17 57V56H16ZM61 57V56H60ZM104 59H103V58ZM117 59H119V60H117ZM170 57V58H169ZM198 57V58H197ZM98 58V59H97ZM106 58V59H105ZM122 60H121V59ZM124 58H126V59H124ZM139 58V59H138ZM141 58V59H140ZM149 58V59H148ZM163 60H162V59ZM165 58V59H164ZM169 58V59H168ZM171 58H173V59H171ZM222 58V59H221ZM238 57H236V59H237ZM251 58V57H250ZM103 60V62L101 61V60ZM108 59V60H107ZM110 59V60H109ZM144 59V60H143ZM151 59V60H150ZM156 61H155V60ZM158 59V60H157ZM188 59V60H187ZM225 59V60H224ZM8 60V62H6ZM76 60V59H75ZM92 60H94L92 63H91V61ZM105 60V61H104ZM117 60V61H116ZM142 60H143V62H142ZM163 62H162V61ZM167 60V61H166ZM174 60V61H173ZM185 60V61H184ZM187 60V61H186ZM216 60V61H215ZM250 60V59H249ZM19 61V62H20ZM109 63H107V62ZM117 62V64H118V62L120 63L119 65H118V67H117V64H115V62ZM152 61V62H151ZM171 61H172V64H171ZM175 61H176V63L178 64H175ZM182 63H181V62ZM204 61V60H203ZM251 61V60H250ZM36 62V64L34 65V63ZM99 62V63H98ZM104 62H106V64H103ZM126 62V63H125ZM150 62H151V64H150ZM156 62V63H155ZM157 62H158V64H157ZM180 62V63H179ZM46 63V64H45ZM73 63H74V61H73ZM110 63H111V67H110ZM115 65H114V64ZM129 63V64H128ZM149 63V64H148ZM166 64V65H164V64ZM92 64V65H91ZM113 64V65H112ZM122 64V65H121ZM127 64V65H126ZM136 64V65H135ZM159 64H162V67L159 65ZM187 64V65H186ZM222 64V65H221ZM249 64V63H248ZM57 65V66H56ZM109 65V66H108ZM127 67L128 65L130 66V67H125V66ZM149 65V66H148ZM153 67H152V66ZM158 65V66H157ZM170 65V66H169ZM182 65V66H181ZM137 66H138V69H137ZM165 66H166V68H165ZM169 66V67H168ZM110 67V68H109ZM114 67H116V68H114ZM121 67H123L122 69H121ZM133 69H132V68ZM151 67V68H150ZM158 67L160 68V69H158ZM178 67V68H177ZM183 67V68H182ZM99 68V69H98ZM105 68V69H104ZM113 68V69H112ZM121 69V71H120V69ZM130 68V69H129ZM140 68V69H139ZM154 68H155V70H154ZM165 68V69H164ZM179 68H181V69H179ZM49 69H50V71H49ZM91 69V70H92ZM106 69H107V72H106ZM118 69V70H117ZM129 69V70H128ZM150 69V70H149ZM37 70V71H36ZM95 70H96V72H95ZM99 71V73H97L98 71ZM114 70H116V71H114ZM124 70H126V71H124ZM138 70V71H137ZM145 70V71H144ZM154 70V71H153ZM109 71V72H108ZM119 71V72H118ZM128 71V72H127ZM132 71V72H131ZM152 71V72H151ZM157 71V72H156ZM26 72H28V71H24V73H26ZM50 72V73H49ZM114 72V73H113ZM118 72V73H117ZM126 74H125V73ZM136 72V73H135ZM138 72H140V74H138ZM150 72V73H149ZM100 73H101V75H100ZM104 73V74H103ZM110 73V74H109ZM113 73V74H112ZM131 73V74H130ZM135 73V74H134ZM143 73H144V75H143ZM172 73V74H171ZM178 73H179V75H178ZM99 74V75H98ZM105 74H107V75H105ZM111 74H112V76H111ZM132 75V76H130V75ZM158 74H159V76H158ZM167 74V75H166ZM169 74V75H168ZM181 74V75H180ZM97 75V76H96ZM104 75V76H103ZM111 76V78L109 77V76ZM119 76V79H118V76ZM125 77H124V76ZM135 75H137L136 76V78H134L135 77ZM165 75V76H164ZM174 75V76H173ZM103 76V77H102ZM148 76L149 77H151V78H148ZM156 76V77H155ZM164 76V77H163ZM168 76V77H167ZM171 76V77H170ZM173 76V77H172ZM176 76V77H175ZM109 77V78H108ZM115 77H116V79H115ZM121 77V78H120ZM124 77V78H123ZM127 77V78H126ZM131 79H130V78ZM159 77V78H158ZM164 79H163V78ZM95 78H97V80L95 79ZM105 78H108V83H107V79H105ZM112 78H113V81H112ZM129 78V80H127L126 81V79H128ZM133 78H134V80H133ZM166 78H167V82H166ZM169 78H170V80H169ZM118 80V81H116L115 82V80ZM124 79V80H123ZM152 79V80H151ZM163 79V80H162ZM99 80V81H98ZM149 80V81H148ZM162 80V81H161ZM180 80V81H179ZM96 81L98 82V83H96ZM105 81V82H104ZM122 81V82H121ZM128 81L129 82H131V83H128ZM143 81V82H142ZM152 81V82H151ZM161 81V82H160ZM111 82H113V85H112V83ZM115 82V83H114ZM121 84H120V83ZM135 82V83H134ZM145 82V83H144ZM159 82V83H158ZM165 82V83H164ZM170 82V83H169ZM99 83H100V87H99ZM107 83V85H105V84ZM110 83H111V85H110ZM117 83H119V84H117ZM139 83V84H138ZM143 83V84H142ZM149 83H151V85H149ZM153 83V84H152ZM167 83V84H166ZM172 83H174V84H172ZM96 84H97V86L100 88H98L97 86H96ZM109 84V85H108ZM164 84V85H163ZM103 85V86H102ZM118 85V86H117ZM143 85V86H142ZM170 85V86H169ZM106 86H108V87H106ZM113 86V87H112ZM114 86H115V89H114ZM120 86V87H119ZM157 87L158 88V90H157V88H155V87ZM172 86V87H171ZM106 89H104V88ZM121 89H119V88ZM153 87V88H152ZM163 87V88H162ZM102 88V89H101ZM116 88H118V89H116ZM109 89H110V93L108 94V92L107 91H109ZM140 89V90H139ZM173 89V90H172ZM116 90V91H115ZM119 90V91H118ZM101 91V92H100ZM107 92V94H106V92ZM113 91V92H112ZM143 91V92H142ZM180 91V92H179ZM117 93V94H115V97L113 96V94L112 93ZM119 92V93H118ZM172 92H173V94H172ZM145 94H146V92H144ZM169 93V94H168ZM99 94H101V95H99ZM107 96V97H105V96ZM110 95V96H109ZM117 95V96H116ZM122 95V94H121ZM143 95V94H142ZM111 96H113V97H111ZM162 96V95H161ZM161 96H159V97H154V98H151L150 99V101H151V103L152 104H154V105H158L157 103L158 102H160V101H164V97L165 96H162V98H161ZM110 99V100H109ZM149 100V99H148ZM154 101V102H153ZM102 102V103H103ZM16 122H18V121H16ZM93 140L94 141H99V140H96V139H94L93 138ZM107 141V140H106ZM59 142H60V140H59ZM149 144H152V143H147L146 142V144H143L145 147H147V146H149ZM141 145V144H140ZM139 145V146H140ZM150 147V146H149ZM76 161H84L83 163H85V162H87V161H85V160H79V159H77ZM118 162H120V159H118ZM89 163H92V162H89ZM85 164H88V163H85ZM92 164H94V163H92ZM94 165H96V166H99V169L97 170L96 169V171H97V173L98 174H95L96 175V177H99L100 178V181L102 180L103 182L102 183H104L103 184V186L104 185H106L108 188H111L112 189V191H113V193L115 194V195H120V194H123L124 196H132V195H136V196H139L141 193H145V191H146V189H147V187L152 183L154 186H162V182L160 181H158V179H147L146 177H144L143 175L142 176H140V178H133L132 177V175L131 174H129V172L127 173L126 172V170H127V168H124V167H122V166H117V165H113V166H110L112 169H105V168H100V165L99 164H94ZM109 167V166H108ZM125 169V170H124ZM217 174V171H213L210 175L212 176V175H216ZM228 176H229V173H226V176H225V178H228ZM152 180V181H151ZM163 184H164V182H163ZM168 185H171V187H176V188H182L181 187V185H177L176 183H174V182H172V183H170V184H168ZM166 186V185H165ZM105 187V186H104ZM107 188V189H108ZM179 190V189H178ZM181 191H190L191 192V194H194V193H198L199 191H201V189H199L198 187H194V186H187V187H184L183 189H181Z\"/></svg>",
	"mask_w": 264,
	"mask_h": 264
}]
</instances>
